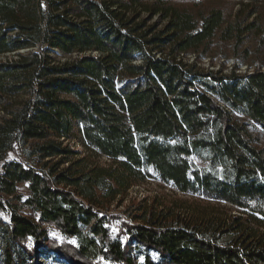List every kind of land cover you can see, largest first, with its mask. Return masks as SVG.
<instances>
[{
	"label": "trees",
	"instance_id": "1",
	"mask_svg": "<svg viewBox=\"0 0 264 264\" xmlns=\"http://www.w3.org/2000/svg\"><path fill=\"white\" fill-rule=\"evenodd\" d=\"M211 4L0 0L4 264H42L44 251L67 264H264V69L184 57L255 24ZM152 179L203 199L111 209Z\"/></svg>",
	"mask_w": 264,
	"mask_h": 264
},
{
	"label": "rangeland",
	"instance_id": "2",
	"mask_svg": "<svg viewBox=\"0 0 264 264\" xmlns=\"http://www.w3.org/2000/svg\"><path fill=\"white\" fill-rule=\"evenodd\" d=\"M211 5L222 6L226 9L228 23L238 22L240 20L241 27H247L250 23L255 24V29L245 31L241 34H234L228 39L221 37L219 32L215 37L210 39L206 44L199 47L198 50L186 54L185 61L189 64H195L200 70H220L223 73H230L232 70L248 72L261 67L264 69V0H211ZM258 7L257 12L249 14L253 7ZM161 22L159 15L154 16L150 21ZM162 23L160 24V26ZM259 136L261 142H264V129L260 128ZM70 144L79 151L85 149L80 138L70 142ZM105 159H102L104 161ZM1 166V163H0ZM19 192L25 196L29 195V188L26 184L18 186ZM159 199L164 201L165 205H181L183 207L193 206L197 201L203 198L195 195H184L177 190L172 189L169 185L164 184L160 180H149L145 184L133 186L123 202H115L111 209L122 214L124 210H132L144 199ZM139 201V202H138ZM134 204V205H132ZM226 208L233 210L230 206ZM184 211V208L180 211ZM192 211V210H191ZM235 212V211H233ZM50 234H62L52 226H49ZM54 237V236H53ZM0 240H3V232L0 227ZM61 240V239H59ZM4 247V245L2 246ZM132 253L138 258L139 262L144 260L146 251L143 246H138L136 243L131 244ZM23 252V250L20 248ZM23 255L27 258V256ZM154 259H159L157 252H151ZM4 256L2 248L0 249V264H4ZM28 259V258H27ZM39 261L42 264H67L66 262L55 257L52 253L46 251L39 253ZM107 264H117L110 261H105Z\"/></svg>",
	"mask_w": 264,
	"mask_h": 264
},
{
	"label": "snow or ice",
	"instance_id": "3",
	"mask_svg": "<svg viewBox=\"0 0 264 264\" xmlns=\"http://www.w3.org/2000/svg\"><path fill=\"white\" fill-rule=\"evenodd\" d=\"M53 236L55 237V238H57V239H63V237H61V236H59L58 234H56V233H53ZM29 239H31V238H29ZM71 243H73V244H75L76 243V241L75 240H73V241H70ZM105 264H107V262H105Z\"/></svg>",
	"mask_w": 264,
	"mask_h": 264
},
{
	"label": "water",
	"instance_id": "4",
	"mask_svg": "<svg viewBox=\"0 0 264 264\" xmlns=\"http://www.w3.org/2000/svg\"><path fill=\"white\" fill-rule=\"evenodd\" d=\"M41 3H42L43 6H45V5H46V0H41ZM28 50H30V49L27 48V49H22V50H20V51H21V52H25V51H28Z\"/></svg>",
	"mask_w": 264,
	"mask_h": 264
}]
</instances>
